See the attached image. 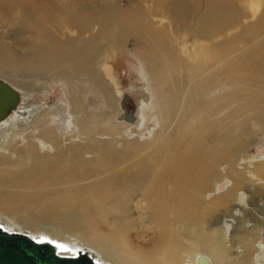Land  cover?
<instances>
[{"label":"bare ground","instance_id":"6f19581e","mask_svg":"<svg viewBox=\"0 0 264 264\" xmlns=\"http://www.w3.org/2000/svg\"><path fill=\"white\" fill-rule=\"evenodd\" d=\"M177 6L180 4L171 14L185 37L187 30H191L197 39L218 43L206 48L184 41L185 37L176 39L166 27L154 29L141 18L117 16L114 8L102 11L99 20L111 29V37L106 38L117 47H125L128 33L140 39L135 37L141 46L133 54L146 71L150 83L147 91L155 93L164 126L173 121L174 114H180L174 143L169 135L157 131L151 140V134L146 135L142 147L134 148L136 156L156 148L149 160L135 158L128 160V164L123 159L117 163L110 153H101L100 158L88 162L79 150L63 160L62 141H58L53 125L49 124V108L44 106L39 111L35 105L26 104L29 90L13 83L5 74L0 75L23 95L21 106L0 122V223L6 229L36 238L47 237L74 250H86L103 264H264V218L254 214L248 218L245 211L249 199L243 193L246 188L252 192V187L249 198L255 196L264 201V154L246 159L252 167L248 177L242 170H233L234 181L222 192L214 189L223 177H213V171L228 160V154L247 148L248 135L242 132L246 126L256 129L253 132L264 133V0H210L203 8L197 3ZM84 9L81 4L72 11L65 9L70 20L58 21V26L80 34L88 31L94 24L85 17ZM239 28L241 32L235 33ZM103 39L102 36L99 41L70 42L68 46L72 47L61 48L63 56L59 57L43 50L31 65L35 84L42 75L63 78L75 113L71 126H77L82 135L102 133L112 137L118 129L133 127L141 119L145 120V127L149 126L153 114L150 104L141 98L142 102L134 107L135 122L124 116L123 108L129 106L125 93L114 87L112 68L101 63ZM147 42L150 47L145 46ZM171 50L186 60V86L183 84L182 88L185 91L181 93L182 84L177 83L179 95L174 99L171 89L165 88L168 75L177 73L166 57ZM158 53L163 54V61L151 63L149 70L146 56L153 59L160 56ZM242 85L246 90L241 101L226 102L228 93L213 97L217 90L227 87H234L237 96L241 93L237 86ZM42 90L47 92L49 88ZM88 94L96 98L95 106L86 100ZM101 106L105 107L103 112L99 111ZM60 111L57 119L64 124L67 111ZM236 121V128L228 131ZM41 126L44 128L39 130L37 139L46 152L37 157L38 143L28 142L22 152L24 160H20L21 140L30 138L33 130ZM216 143L221 144L220 149L215 147ZM114 144L113 140L110 145ZM32 164L39 167L32 168ZM62 164L67 165L63 171ZM133 164L144 169L135 178L125 176V170ZM88 167H93L95 177H99L96 184L85 182L89 179L85 176ZM148 170L153 173L146 179ZM63 173L74 185L69 190L61 188L59 180ZM43 179L50 186H59L58 189L42 191L39 186ZM213 181L214 197L205 203ZM246 182L252 185L245 187ZM35 195H39L38 199ZM221 211L226 212L222 220L218 218ZM147 226L155 230L149 240L134 237V229Z\"/></svg>","mask_w":264,"mask_h":264},{"label":"rangeland","instance_id":"374dc122","mask_svg":"<svg viewBox=\"0 0 264 264\" xmlns=\"http://www.w3.org/2000/svg\"><path fill=\"white\" fill-rule=\"evenodd\" d=\"M209 1L210 0H0V6L2 7V9L0 8V15L2 16L0 18V75L2 76L3 74V77L6 76V78L12 81L13 83L20 84L21 86H24L26 89L29 90L30 92L29 94L30 96L28 98L29 101H27L26 104L29 103L30 106L35 105L34 107H38L39 111L44 106L49 108V113H50L49 119L51 122L49 124L53 125L56 131V136H58V141L59 140L60 142L62 141L61 142L63 149L62 151L65 153L62 155L63 160L68 159V158H64V156H66L67 154L69 155H72L73 153L76 154L77 153L76 150H79V152H81V154L84 155L83 156L84 160L88 162L92 161V159L100 158L99 156L101 153H106V154L110 153L112 156V161L117 163L122 161L123 159H127V162H129L128 160H132V159L134 160L135 158H136L135 161H137L138 158L149 160L150 158L153 157L156 148L147 150V152H144L139 156H136L137 154L133 153L134 148L136 146L142 147V145L146 140L145 137L148 133L151 134V136L149 135L150 137L149 140H151L153 136L158 134V132L160 131L166 133V135H169L174 143L178 137L177 134L178 126H176L175 124L180 122L181 119L180 114L177 115L174 114V116L172 117L174 123L173 121H171V123H168L166 127L164 126V123L162 122V118L160 119L161 117L159 113L160 109L158 108V101H156L157 99L154 96L155 93L152 92L151 94L150 91H147V88L150 86V83L148 81L146 71L142 67V64L138 60V57L133 54V52L135 53L140 49L141 41L140 43L137 41V39L138 40L140 39L137 36H135L137 38L136 39L135 37L132 36V34L128 33L127 38L125 39L126 40L125 47L124 46L117 47L115 46V44L110 43L106 37H111L110 34L111 29L105 25L103 26L99 22V20L101 19V13H103L102 11H105V9L114 8L117 11V16L141 18L143 22L151 23L154 29L166 27L174 38L176 37V39H181V38L184 39L185 37L184 30L182 27L177 26L178 25L177 23L179 22H174L176 21V18H174L172 15L174 14V8H176L177 3L180 4V6H177L178 8L185 7L189 4L194 6L195 3L199 4L200 8H203V6L208 4ZM80 4L85 6L84 9L85 17L88 19L89 22L94 24L92 25L91 29H89L88 31L84 30L81 34L77 33L74 29H61L58 26L57 22L60 21L58 23L61 22L65 23L66 20H70V16L67 14V11H72L71 8H73L74 6H80ZM64 12L66 16L63 15ZM66 23L68 22L66 21ZM240 32H241V28H239L235 33L238 34ZM192 34L193 33L191 32V30H187V35L184 41L196 45H202L205 46L206 48H210L212 45L218 43V40L211 43V41L206 39H199V38L197 39V37ZM102 36L105 37V39H103L100 42L102 46L101 63L108 65L112 68L113 70L112 81L114 87L116 86L115 88H117L123 94L124 93L128 94L132 98L136 106L137 103L142 102V99L150 104L149 106H151L152 108L153 116L149 126L145 127V120L141 119L140 122L137 125H134L133 127L131 126L123 130L118 129L117 131L119 133L117 132L116 136L110 137L102 133H97L94 136L82 135L79 133L80 131L77 126H73V125L71 126V123H73L74 120L75 113H74L72 101L70 100V98L67 97L68 95L65 90L66 83L64 82L63 78L59 76L51 79V76L49 75H42L35 84L36 82L34 81L35 76L33 75L35 73H32V65H31L34 60L32 59H35L38 56V54H43V50L44 51L46 50L48 54H51V56L59 57V56H63L61 54L62 52L61 48L72 47V46H68L70 42L79 41V39L80 40L96 39L99 41L100 38H102ZM75 37L77 39L73 40V38ZM154 42L157 41L154 39ZM150 44H151L150 42H147L145 46L150 47ZM159 49L160 51H164L162 48ZM158 54L160 56H156L153 59L152 57L151 59L150 58L148 59V56H146L149 70L151 68V63L153 62L161 63L163 61L162 59L163 54L162 53H158ZM166 57L173 64L174 71L177 72L176 74L173 73L171 75H168L169 79L166 78L167 80L165 82L166 83L165 88L171 89L172 92L171 95L174 96L173 97L174 99L177 98L179 95L178 94L179 92H177L178 90L176 87L177 83L182 84L181 93L185 91V88L184 89L182 88H183V84L184 86H186L185 70L183 69L185 67L184 63L186 62V60L183 57H180L179 55L176 56L173 50H171L170 54L166 55ZM9 75L10 77H7ZM237 87H239L237 90H241V93L237 94V96L236 93H234L235 92L234 87H227L226 89L217 90V92L213 95V97L215 98L223 97L225 93L226 94L228 93L229 95L228 97H226L225 100L226 102L228 101V103H231L236 100L241 101L243 97L245 98L244 91L246 90V86L242 85ZM46 88L47 89L49 88L47 92L42 90ZM95 99L96 98L94 96L88 94L86 100L88 101L90 106H95L97 104ZM119 105L121 107V101ZM104 108H105L104 106H101L99 111L103 112V110H105ZM60 110L67 111V113L64 115V118L66 120L64 124H62L60 120L57 119ZM192 111L193 109H190L189 113H191ZM88 112L89 111L87 110L86 114H88ZM120 117L121 116H119L118 118ZM238 121H236L235 123H231L229 125L230 130L228 131H233L238 125L239 123ZM43 128H44L43 126L36 128L35 130H33V134H31L30 138H25L26 140L25 139L21 140V143L18 145L21 151V152L18 151L19 152L18 157H20V160H24V155L22 152L24 151L23 150L24 145H26L28 142L32 143L33 141V144L38 143L36 144L39 149V154L37 157H40L42 153L46 152L43 147H39L42 146V144L40 145V142H38L37 139V136L39 135L38 134L39 130H42ZM248 128L250 129V132ZM245 129H243L242 132L248 135L247 140H249V141L246 140L247 142L245 145L247 148L245 149V151L228 154V160L221 163V166L213 171V177L215 178L223 177L224 179L221 183H218L217 184L218 186L216 185L214 189V190L217 189L218 192L224 191V188L226 186L231 185L230 181L231 182L234 181L232 180L234 179L233 170H238L239 172L242 170L241 172L245 177L249 176L247 175L248 174L247 172L251 171L252 167H250V165L245 162L247 158L250 159L264 154V133L258 131H255L256 133L253 132V130L256 129H254L251 126L249 127L246 126ZM228 131L226 130V132ZM235 134H237V132ZM62 135L63 138L61 137ZM32 136L34 137V139H32ZM113 137H115V139ZM113 140L116 141V144H114V146H111L110 143L113 142ZM52 141L57 142V140H52ZM137 141L139 144L137 143ZM220 146L221 144H217V143L215 144V147L217 149H220L221 148ZM98 151L101 152L99 153ZM66 157H68V155ZM51 159L54 158L52 157ZM128 164H130V162ZM66 166H67L66 164H62L61 171H63V169H66ZM33 167L34 166L32 164V168ZM143 169L144 168H142L140 164L138 165L133 164L129 166L124 173L125 176H129V177L131 176L130 178H135L139 173L142 172ZM148 171L149 172L146 176V179H148L151 176V173H153V170H148ZM93 172L95 175L93 174ZM85 173H86L85 176L89 177V179L85 182L87 183L89 181L88 183L96 184L95 181L99 179V177H95L97 175L95 169L93 167H88ZM228 173H230V175ZM68 178H69L68 175L64 173L62 174V179L59 180L62 186L60 187L62 189L64 188L66 190H69L74 186V185L72 186ZM252 179H256V177L252 175ZM40 184H42V186L39 187H42L40 189H42V191L44 192H50L51 190L58 189L59 187V186H55L54 184L50 186L48 180H44V179L41 180ZM245 184H246L245 187L252 185L249 182L248 183L246 182ZM212 186H214V181L213 184L210 186L211 188L208 189L209 193L205 197V203H208L214 197V192H212L213 191ZM250 189L253 192L252 187H250ZM259 189L260 187L257 188V190ZM42 191H39V193H41ZM252 192H249L248 188H246V190L243 191L244 195L248 196L249 199L248 200L249 204L247 203L248 208L247 211H245V214L249 216L248 217L249 219L253 218L252 214L255 215L254 217L260 216L261 218H264V214H263L264 201H262L261 198H259L260 200L256 199L255 196H252L254 197L253 199L251 197L249 198ZM243 193H241V196H243ZM238 196H239L238 203H240L239 202L240 194ZM38 197L39 195H35V199H38ZM257 200H258V204L255 205L254 203H256ZM258 207L261 208V210H259ZM225 213H226L225 211H221L218 214V218L222 220L224 218ZM236 226H240V225H236ZM150 228L151 227L148 226L143 227L142 229L136 228L134 229L133 235L134 237H140L142 239L147 238V240H149L150 235H152L153 232L155 231L154 229L150 230ZM261 247L264 252V238L261 242Z\"/></svg>","mask_w":264,"mask_h":264},{"label":"water","instance_id":"95a60500","mask_svg":"<svg viewBox=\"0 0 264 264\" xmlns=\"http://www.w3.org/2000/svg\"><path fill=\"white\" fill-rule=\"evenodd\" d=\"M125 97L129 106L127 109L123 108L124 116L134 123L135 103L126 93ZM22 101L23 95L0 79V122L11 116L21 106ZM57 244L62 245L47 237L36 238L28 233L10 231L0 223V264H103L86 250H74L65 245L61 249Z\"/></svg>","mask_w":264,"mask_h":264},{"label":"snow or ice","instance_id":"6c2138e0","mask_svg":"<svg viewBox=\"0 0 264 264\" xmlns=\"http://www.w3.org/2000/svg\"><path fill=\"white\" fill-rule=\"evenodd\" d=\"M58 248L64 249V245L57 244L56 245Z\"/></svg>","mask_w":264,"mask_h":264}]
</instances>
